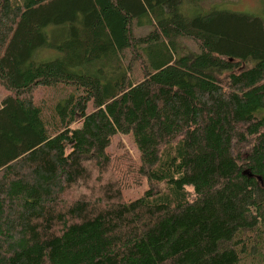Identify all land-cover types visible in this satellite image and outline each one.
Returning <instances> with one entry per match:
<instances>
[{"label": "trees", "instance_id": "16d2710c", "mask_svg": "<svg viewBox=\"0 0 264 264\" xmlns=\"http://www.w3.org/2000/svg\"><path fill=\"white\" fill-rule=\"evenodd\" d=\"M193 2L0 0V264H264V18Z\"/></svg>", "mask_w": 264, "mask_h": 264}, {"label": "rangeland", "instance_id": "374dc122", "mask_svg": "<svg viewBox=\"0 0 264 264\" xmlns=\"http://www.w3.org/2000/svg\"><path fill=\"white\" fill-rule=\"evenodd\" d=\"M191 5H183L181 7L182 14L187 16L193 15L196 11H206L212 7L220 9H230L238 12H245L249 14H254L264 18V0H198L197 3H190ZM137 19L133 23L134 32L136 35L142 34L145 35L151 30V26L146 22V19H143L144 25L142 28H135ZM53 26H48L46 30L52 29ZM139 31V32H138ZM177 44L181 46L180 51H184V45L189 49V51H199L197 44L190 38L183 37L182 39L177 40ZM58 54V50L53 47L42 48L36 52V57L38 59H50L54 58ZM138 71V70H137ZM7 91L0 86V98L4 96ZM36 96L43 98H52L56 94L54 89L51 87H41L36 91ZM111 152L115 153H127L133 162L139 164V154L138 151L129 136H116L113 138L111 144L108 146V149ZM147 187L145 180L135 188H125L123 194L126 199H131L137 197L142 193V191Z\"/></svg>", "mask_w": 264, "mask_h": 264}, {"label": "water", "instance_id": "95a60500", "mask_svg": "<svg viewBox=\"0 0 264 264\" xmlns=\"http://www.w3.org/2000/svg\"><path fill=\"white\" fill-rule=\"evenodd\" d=\"M245 173H247V172H245ZM248 175L252 176V174H250V173H248ZM257 178H258L259 180H261V177H260V176H257Z\"/></svg>", "mask_w": 264, "mask_h": 264}]
</instances>
